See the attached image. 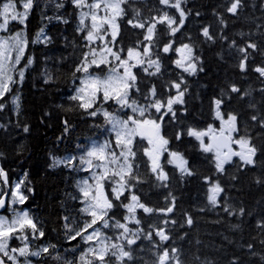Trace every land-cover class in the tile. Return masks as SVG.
I'll return each mask as SVG.
<instances>
[{
	"label": "trees",
	"instance_id": "16d2710c",
	"mask_svg": "<svg viewBox=\"0 0 264 264\" xmlns=\"http://www.w3.org/2000/svg\"><path fill=\"white\" fill-rule=\"evenodd\" d=\"M63 2L65 7L58 13L54 5L49 6L51 0H36L37 6L30 13L24 34L30 41L27 56L34 58V64L26 71L23 85H14L10 94L0 98V103L5 104L0 109V124L6 126L0 128V153H3L0 163L9 179L21 180L27 174V186L34 190L32 194L25 193L30 198L20 206L27 209L38 221V227L45 231V237L32 240L33 246L40 248L54 244L59 254L78 262L87 245L79 237L73 241L65 239L64 225L72 224L77 231L83 227V214L80 213L83 205L79 202L77 188L82 172L50 165L53 164L52 157L78 155L77 145L85 146L93 139L103 140L107 133L101 134L102 128L106 127L102 114L93 118L80 114L82 110L75 113L63 110L72 107L67 97L72 94L73 72L83 58V52L89 50L84 46L87 33L77 31L82 10L75 8L71 0ZM232 2L235 0H181V9L186 13L184 25L179 24V11L172 7L176 0H169L168 5L160 4L159 0H128L121 5L126 15L118 18L120 35L117 43L109 46L114 51L122 49V58L125 59L128 48L143 52V46L147 45L154 52L152 56L160 60L161 71L155 75H150L155 72L153 68L151 70L154 71L147 72L141 65L134 68L139 91L132 90V93H135L136 99L147 102L150 101V92L155 90L152 101H159L164 106L154 119L169 141L168 154L180 153L193 172L192 176L185 175L181 179L177 165L169 164V155L168 158L164 156L162 167L168 174V180L164 182L167 187L158 186L161 182L151 172L143 148L135 145L137 163L140 164L138 175L142 183L125 193L123 203H127L130 195L136 194L141 203L156 211L144 213L142 209H137V219L141 224L133 222L129 228H142L145 235L151 230L153 240H138L133 246L134 262L125 258L123 264H158L157 253L162 254L166 247L180 249L184 264H232L234 258H239L240 264H260L259 260L252 259L247 245L255 244L256 253L264 252L259 243L264 239V229L257 227L258 222L264 219V128L260 126L264 123V77L255 71L257 67H264V0H241V7L234 14L227 12ZM166 14L174 20L173 26L178 27L176 34H171L166 20L163 23L157 21L158 17ZM56 15H61L62 19H47ZM64 19L69 22L65 24ZM128 20L134 23L145 20L155 22V43L149 45L144 40L146 28H133ZM10 27L11 30L21 31L25 26L13 23ZM205 27L209 28L212 39L203 36ZM41 28L44 33L38 36ZM45 37L50 38V43H44ZM106 39L110 40V36ZM138 41L142 42L140 46ZM185 43L193 46L194 56L199 57V60L193 61L197 65V73L191 76L175 63L181 58L175 49ZM250 43L257 44L259 51L247 48L248 58L245 60L239 49L246 48ZM166 44L172 45L168 53L163 52ZM101 45L97 42L93 47L98 50ZM45 57H51V60L46 61ZM242 60L246 64L244 71L239 68ZM26 62L22 61L17 68L23 67ZM201 68L203 71H200ZM45 69L53 75V80L47 84L41 76ZM104 71L107 72V67ZM14 77L18 79L15 73ZM175 83L181 84L179 90L173 87ZM232 87L239 91L233 93ZM179 91L184 92V102L172 106L176 114L173 119L172 113L167 111V99L174 93L178 95ZM17 95L20 97L19 111L11 103ZM217 99L221 100L219 110L222 116L237 117V139H247L250 146L256 147L254 165H245L237 157L226 163L222 172H218L214 153H204L201 142L194 136H188L189 129L200 132L217 121ZM58 104L63 108H57ZM103 108L120 117L126 114L119 111L112 101L104 104ZM253 115L260 119L252 121ZM65 120L72 125L70 133L64 131ZM25 125L30 128L28 133L23 132ZM177 133L180 134L179 140L176 139ZM258 179L262 183L258 184ZM216 184L224 191L217 197V205L213 206L207 196L209 189ZM168 207L173 208L172 213L159 211ZM225 207L233 215H228ZM241 207L246 210L243 215L239 213ZM125 211L123 207H117L110 215L122 219ZM65 217L70 219L65 221ZM189 217L193 220L191 225L187 223ZM149 225L155 227L149 229ZM159 227L165 228L170 236L168 241L160 242L154 234ZM17 243L21 244V241L17 240ZM156 244L160 247H154ZM37 260L41 264H56L49 256L38 257ZM110 264H117V261L112 258Z\"/></svg>",
	"mask_w": 264,
	"mask_h": 264
},
{
	"label": "snow or ice",
	"instance_id": "6c2138e0",
	"mask_svg": "<svg viewBox=\"0 0 264 264\" xmlns=\"http://www.w3.org/2000/svg\"><path fill=\"white\" fill-rule=\"evenodd\" d=\"M127 2L128 0H97L94 3H87L86 0H71L75 8L82 10L77 31L81 34L87 33L84 36V46L88 47L89 50L83 52V58L73 72V84L71 85L73 91L67 97L72 107L63 110L73 113L76 110H82L80 114L93 118L102 114L106 127L102 128L101 134L107 133L109 136L114 135L115 138L114 145L107 138L103 142L92 140L90 146H76L78 155H69L63 159L52 157L53 164L50 167L62 165L72 172L84 173V176L77 181L79 202L83 205L80 208V213L83 214V227L78 231L69 223H65L64 227L65 239L73 241L79 237L87 247L79 257L78 262L75 259L68 260L66 256L59 254L57 246L54 244L44 245L32 250L30 239L38 240L45 237V231L38 227V221L30 215L27 209L17 210L14 207V205L26 204L30 196L25 193L32 194L34 192L33 188L27 186V174H25L24 179L8 188L12 198L10 202L0 196V209L7 208L8 211L13 213L11 219L0 215V254H2L0 256V264H5L4 258L7 259L8 264H33V258L44 256L51 257L56 261V264H110L112 258L117 261V264H123L125 258L128 262H134L135 248L133 246L136 245L138 240L141 238L150 242L153 240V232L151 230L145 235L142 228L138 227L133 230L128 227V223L141 224V221L137 219V209H142L144 213H153L156 210L141 203L140 197L136 194L130 196L128 203H123V199L126 192L132 191L137 184L142 183L138 175L140 164L137 163L138 154L134 145V139L137 136L141 139L146 138L150 145V147L144 148V155L148 157L151 172L161 182L158 186L167 187L164 182L168 180V174L164 172L160 163V155L162 150L167 151L166 146L169 141L160 135L161 125L155 120L147 118L150 107H154L157 113L161 111V103L156 101L155 104L150 106L148 104H138L131 95L132 90L139 91L137 76L134 74L133 68L147 63L149 68H155V72L150 73V75H155L161 71V64L159 59L152 60L148 58L152 53L147 45L143 46L142 54L136 48H128L127 59L122 58V49L114 51L113 47L109 46V44H116L118 41L120 26L117 21L118 18L126 15L121 5ZM159 3L168 5L169 0H159ZM52 5L55 6L58 13L65 7L63 0H51L49 6L51 7ZM36 6V0H0V98L10 94L14 85L20 84L22 86L25 81L26 71L34 64V58L27 56V48L30 41L26 38L24 32L26 31L30 13ZM172 7L179 11V24L184 25L186 13L181 9V0H176ZM239 7H241V0H235V2L231 3V7L227 8V12L234 14ZM84 9H87V11H83ZM100 12L104 13L103 16L98 15ZM196 15L198 16L200 13H196ZM136 16L139 17L140 13L137 12ZM88 17L91 20L90 27L86 24V18ZM47 19L49 21L52 19L59 21L62 16H49ZM165 20L171 34H176L179 29L173 26L174 20L166 14L160 18L159 22L163 23ZM63 22L67 24L69 21L64 19ZM13 23L25 27L13 34L10 27ZM128 24L133 28H146L147 34L144 36V40L149 45L155 43L153 40L156 31L155 23H151L150 20L139 23L128 20ZM3 33L8 34L4 35ZM43 33L44 29L41 28L40 33L37 35L39 36ZM202 34L204 37L212 39L209 34V28L205 27ZM109 36L110 40L106 39ZM97 42L102 44L99 52L93 47ZM31 43L35 44L37 41H31ZM44 43H50V38L45 37ZM141 44L142 42H137L138 46ZM234 44L235 41H233ZM171 47V44H166L163 47V52L168 53ZM247 48L259 51V46L255 43L248 44L246 48H240L239 51L244 54L245 60L248 58ZM175 51L181 54V58L175 61L177 67L182 68L190 76L195 75L197 73V65L193 61L199 60V57L194 56L193 46L185 43L182 47L176 48ZM24 60L27 62L23 64V67L17 68V65H21ZM45 60H51V57H45ZM133 60L135 63H132ZM105 67H107V72L104 71ZM239 68L241 71L245 70L246 64L243 60L240 62ZM145 71H148V69L145 68ZM200 71H203V69L201 68ZM255 71L261 77H264V67H257ZM14 73L18 76V79L14 77ZM78 73L82 75L78 76ZM41 76L44 77L45 84L53 80L52 73L47 69L41 72ZM181 83H183V80ZM173 87L179 90L181 84L175 83ZM231 91L237 93L239 89L232 87ZM154 93L155 90L153 89V95ZM183 97L184 92L179 91L175 98L168 101L167 111L172 113L173 119H175L176 114L173 112L172 106L173 104L183 103ZM19 101V95L14 96L11 101L17 111L20 108ZM109 101L114 102L118 106L119 111L130 110L132 114L127 115L126 119H122L116 113L107 111L103 108V105ZM97 104L100 106L95 107ZM215 104L217 106L216 117H220L219 106L221 100L217 99ZM4 107L5 104L0 103V109ZM57 108H63V105L58 104ZM160 119L163 120L164 117L161 116ZM259 119L257 115L251 117L252 121H258ZM236 120L237 117L235 115H229L227 121H222L219 135H213L211 142L208 144L203 142V137L208 135V132L188 130V136H194L201 142L200 147L204 153H215V167L218 172H222L224 165L231 162L234 156L239 157L245 165H254L253 157L257 154L256 147L250 146V142L247 139L233 141L232 134L237 131ZM260 126L264 128V123ZM0 128H6V126L0 124ZM29 131L30 128L25 125L23 132L28 133ZM64 131L65 133L72 131V125L68 120L64 121ZM210 131H212L211 125H209ZM61 138H58V140ZM176 139H180L179 133H177ZM233 142L240 144L242 148L246 147V152L233 151L230 147ZM114 149H119V153ZM224 149H227V151H223ZM2 155L3 153H0V156ZM170 156L172 158L168 160V163L177 165L181 173V179L185 175H193V172L187 167V161L180 153L172 152ZM233 178L235 179V177ZM0 179H3L5 184H8L7 173L3 167H0ZM108 182L112 184L111 198L105 193V186ZM256 182L258 184L262 183L259 179ZM222 191L224 190L219 184L212 186L207 196L208 202L216 206L217 197ZM73 199L75 200L76 197L74 196ZM175 199L173 196V200ZM117 207H123L127 212V215L123 217L124 222L110 215L111 211ZM159 211L165 212V214L172 213L173 208L168 207L166 210L160 209ZM224 211L228 215H233V212L229 211L227 207H225ZM245 211L243 207L239 209L241 215ZM69 219L70 217H65V221ZM167 223L165 221V225ZM172 223L175 224L176 221H172ZM187 223L189 225L193 224L191 217L188 218ZM154 227L155 225H149V229ZM233 227H238V225H233ZM257 227L264 229V219L258 222ZM102 228L111 229L117 235L109 237L101 231ZM29 230L31 235L28 234ZM73 232L74 235L72 234ZM154 234L159 237L160 242L170 239L164 227L157 228ZM113 238L117 241H123V243H110ZM11 239L20 240L22 246L9 250V241ZM259 243L261 248H264V239L260 240ZM154 247L159 248L160 244H156ZM255 247V244L249 243L247 250L252 254V259H257L260 264H264V252L256 253ZM54 252L57 253L55 256L52 255ZM157 255L158 264H184L180 258L181 250L176 247L171 249L166 247L162 254L157 253ZM106 258L108 259L106 260ZM232 264H240L239 258H234Z\"/></svg>",
	"mask_w": 264,
	"mask_h": 264
},
{
	"label": "rangeland",
	"instance_id": "374dc122",
	"mask_svg": "<svg viewBox=\"0 0 264 264\" xmlns=\"http://www.w3.org/2000/svg\"><path fill=\"white\" fill-rule=\"evenodd\" d=\"M86 2L87 3H94V2H97V0H86ZM83 11H87V9H84ZM103 12H100V13H98V15L99 16H103ZM163 16H165V15H162V17ZM170 17V16H169ZM160 18L161 17H159L158 18V20H160ZM172 18V17H171ZM86 23L90 26L91 25V20H90V17H88V18H86ZM107 27V26H106ZM109 31H110V29H109ZM12 33L14 34L15 32H13V30H12ZM4 35H7L8 33H3ZM25 35V34H24ZM107 38V37H106ZM101 47H102V45H101ZM111 47V46H110ZM138 50V49H137ZM139 51V50H138ZM97 52H99V49L97 50ZM151 53L153 54L154 52L153 51H151ZM141 54H142V52H141ZM125 56H126V58L125 59H127V52H126V54H125ZM149 59H152V60H156L155 58H154V56H150V57H148ZM132 63H135V61L133 60L132 61ZM146 68L148 69V71H150L149 70V67H148V65H147V63H146ZM153 69H155L154 67H152ZM144 69H145V67H144ZM133 72H134V68H133ZM73 91V90H72ZM150 96H151V98L153 97V91L151 92V94H150ZM177 96V93H174L171 97H168V99H167V103H168V101L170 100V99H173V98H175ZM133 98V97H132ZM134 99V98H133ZM136 100V99H135ZM137 101V100H136ZM137 103L138 104H148L149 106L150 105H152V104H155L156 102H145V101H143V102H139V101H137ZM167 103L165 104V105H167ZM161 106H164L162 103H161ZM162 108V107H161ZM107 111H109V110H107ZM109 112H112V113H115V112H113V111H109ZM155 113H156V111H155V108L154 107H150V111H149V115H148V117L147 118H150V119H153V120H155L154 119V117L156 116L155 115ZM117 114V113H116ZM132 113H131V111L130 110H128L127 111V115H131ZM117 115H119V114H117ZM122 119H126L127 117H125V118H123V117H121ZM227 121V120H226ZM221 127V126H220ZM219 128V127H218ZM218 133V131H216V130H212V131H210L208 134L209 135H206V137H208V138H205V137H203V142L205 143V144H208V143H210L211 142V137L213 136V135H216ZM106 137H107V139H109L111 142H112V144L114 145L115 144V138H114V135L113 136H109V134H107L106 135ZM106 137H103L102 139L103 140H100V139H98L100 142H103L105 139H106ZM142 142V144H144V148H146V147H150V145L148 144V143H145L144 142V140L142 139L141 140ZM90 144L91 143H89V145L88 146H90ZM238 144V143H237ZM117 153H119V149H114ZM67 157V156H66ZM57 158H60V159H63V158H65V157H57ZM172 157L171 156H169V158H168V160L169 159H171ZM150 163V162H149ZM111 187H112V184L110 183V182H108V183H106V186H105V193L106 194H108L109 195V198H111V195H110V193H111ZM130 198V197H129ZM10 201H11V199H10ZM129 202V199L127 200V203ZM12 215H13V213L11 212L10 213V215H3V216H7L9 219H11V217H12ZM127 215V212L125 211V213H124V215H123V217L124 216H126ZM112 217H114L115 219H118V220H121V222H124L123 221V218L122 219H119L118 217H116V216H112ZM130 224H133V222H129L128 223V227H131L130 226ZM91 231V230H90ZM101 231L102 232H104V234L105 235H107V236H109V237H115L116 235H117V233L116 232H114L113 230H111V229H101ZM112 233V234H111ZM16 240V241H15ZM120 241H117V240H115L114 238L110 241V243H119ZM16 243H17V239H14V242L12 241V239L9 241V250H11V248H19V247H21V245L20 246H17L16 245Z\"/></svg>",
	"mask_w": 264,
	"mask_h": 264
},
{
	"label": "water",
	"instance_id": "95a60500",
	"mask_svg": "<svg viewBox=\"0 0 264 264\" xmlns=\"http://www.w3.org/2000/svg\"><path fill=\"white\" fill-rule=\"evenodd\" d=\"M2 197H4L6 200H7V197H8V192H5ZM4 209H0V211H3Z\"/></svg>",
	"mask_w": 264,
	"mask_h": 264
},
{
	"label": "bare ground",
	"instance_id": "6f19581e",
	"mask_svg": "<svg viewBox=\"0 0 264 264\" xmlns=\"http://www.w3.org/2000/svg\"><path fill=\"white\" fill-rule=\"evenodd\" d=\"M192 42V41H191Z\"/></svg>",
	"mask_w": 264,
	"mask_h": 264
}]
</instances>
